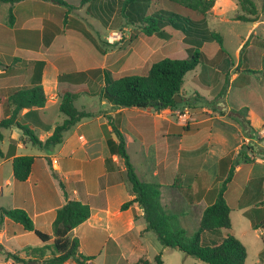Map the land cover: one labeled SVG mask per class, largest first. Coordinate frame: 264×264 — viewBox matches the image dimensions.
I'll return each instance as SVG.
<instances>
[{
    "label": "crops",
    "instance_id": "1",
    "mask_svg": "<svg viewBox=\"0 0 264 264\" xmlns=\"http://www.w3.org/2000/svg\"><path fill=\"white\" fill-rule=\"evenodd\" d=\"M221 1L224 0H215L212 8L219 7ZM111 3L112 0H89L83 4L78 0H22L10 6L0 1V117L9 115L5 100L14 90L39 82L45 93V105L23 108L16 120L33 129L44 141L65 118L58 108L57 92L58 76L64 73L77 75L78 98L86 93L98 99L97 106L80 108L92 112L93 116L71 126L63 133L62 141L50 149L22 142V131L17 125L1 129L0 149L4 156L0 158V208H23L36 229L52 235L56 209L68 200H80L89 205L90 216L70 234L79 241L78 252L89 256L88 264H136L139 259L152 260L147 244L153 241V232L147 230L143 209L137 203L127 209L120 208L134 195L128 189L123 159L109 154L107 138L118 141L109 116L123 134L135 171L142 179L161 184V203L178 224L192 221L198 227L203 210L214 202L218 187L231 167L233 175L224 194L230 208L231 204L238 208L244 202L249 183L257 179L260 185L264 178L255 174L256 163L242 164L236 159L242 144L236 145L237 133L230 128L210 130L200 151L197 143L201 125L212 117H221L216 111V115H208L197 126L183 127L171 108L160 111L114 108L100 98L104 70L110 69L94 59L92 49L73 53L68 44L69 38L82 37L96 47L95 34L90 30L97 25L89 24L88 16L103 26L101 31L97 28L96 35L115 28L117 16L124 22L117 4L112 9ZM10 9L14 17L12 24L7 23ZM260 23L263 21L259 19L252 22L250 30H255ZM247 37L248 34L242 36V45L238 48L243 47ZM101 76L98 92L94 88L82 91L86 82L95 84L94 78ZM243 139L245 136L240 138L241 142ZM31 147L36 151L29 153ZM23 154L33 155L35 159L29 177L19 181L13 177L12 159ZM107 157H110L108 163ZM239 175L241 181L237 182ZM57 181L61 190L57 188ZM255 211V218L250 215L251 221L260 229L264 213L261 209ZM0 220L1 248L27 258L26 250L34 247L22 239L24 231L15 233L20 224L2 216L1 211ZM37 239L35 246L42 247L50 244L52 237L46 243ZM5 244L10 247H4ZM153 250L162 253L166 249L154 244ZM1 253L0 264H23ZM60 264L77 263L68 259Z\"/></svg>",
    "mask_w": 264,
    "mask_h": 264
},
{
    "label": "trees",
    "instance_id": "2",
    "mask_svg": "<svg viewBox=\"0 0 264 264\" xmlns=\"http://www.w3.org/2000/svg\"><path fill=\"white\" fill-rule=\"evenodd\" d=\"M0 1L12 6L22 0ZM78 1L79 4H83L89 0ZM236 1L241 13L237 14L235 19L246 22L258 20V7L254 0ZM115 3L119 15L124 19L123 24L138 28L144 35H155L165 40L166 44L162 47L164 57L152 62L145 73L139 72L138 69H130L117 74L105 69L100 98L111 103L114 108L134 107L154 111L173 109L178 104L174 96L181 93L185 75L208 60V56L202 50L205 42L216 40L223 51L220 35L209 28L207 21L215 0H112V9ZM13 20L10 9L7 23L12 24ZM58 82V108L65 118L55 125L52 134L42 141L33 129L16 120L23 108H40L45 105L43 87L37 82L33 86L14 90L6 98L9 115L0 117V142L3 139L1 129L17 125L22 131L20 136L22 142L41 149H50L62 141L63 133L71 126L84 117L93 116L92 112L75 106L76 74H60ZM110 118L109 116L118 141L107 138L109 154H116L123 159L128 189L134 195L132 199L123 202L120 208L127 209L133 203H137L143 209L147 230L154 233L164 249L179 250L184 255L206 264H245L247 252L244 244L232 234L223 236L221 233L222 228L231 227V208L224 194L232 178L233 167L229 169L227 177L218 187L214 202L203 210L197 229L189 233L162 205L161 184L144 180L137 174L130 162L123 134ZM239 155L247 158L242 152H239ZM3 156L4 153L0 149V158ZM34 159L33 155L14 156L13 177L19 181L26 180L31 173ZM106 161L108 163L110 157H107ZM51 171L54 172L52 167ZM0 211L2 216L20 224L23 229L32 231L42 242L46 243L52 237L48 245L28 248L27 258L5 252L0 246V251L4 252L7 259L12 258L23 264H60L68 259L77 264H88L89 256L78 252L79 241L70 234L73 228L90 216V207L87 203L68 200L57 208L52 221V235L36 229L31 217L23 208H0ZM261 224L264 225V221ZM258 227L254 225L255 229ZM206 232L218 237L219 240L209 242L204 236ZM161 256L162 253H157L151 261L139 259L136 264H163Z\"/></svg>",
    "mask_w": 264,
    "mask_h": 264
},
{
    "label": "rangeland",
    "instance_id": "3",
    "mask_svg": "<svg viewBox=\"0 0 264 264\" xmlns=\"http://www.w3.org/2000/svg\"><path fill=\"white\" fill-rule=\"evenodd\" d=\"M255 2L258 7V19L263 21L255 30H250L252 22L235 19V16L241 13L236 0H224L220 2L219 7L212 8L207 18L208 26L220 35L223 51L216 40L205 42L202 50L208 56V60L185 75L179 94L181 101L173 111L183 127L197 126L200 124L198 122L208 115L213 116L216 115L215 111L218 112L221 117H212L201 125L202 132L197 143L200 151H203L210 130L217 132L218 129L230 128L237 133L236 145H243V148L237 147L238 152L247 157L245 159L238 153L236 159L242 161V164L256 163L258 167L255 168V174L264 178V0ZM86 18L89 24L97 25L95 29L90 30L91 34H95L93 41L96 47L86 38H69L68 45L73 53L90 48L95 55L93 57H96L94 59H97L100 65L117 74L130 69H138L139 72L145 73L152 62L164 57L162 52V47L166 44L164 39L155 35H144L138 28L122 24L119 16L115 28L100 35H96L95 32L98 31L100 24L93 19L90 20V16ZM247 34L243 47L238 48L242 45V36L245 37ZM94 79L95 84L86 82L82 91L94 88L98 92L102 86V76ZM76 99L75 104L79 109H89L90 105H98L97 97H90L86 93L80 94ZM210 110L212 112H209ZM182 114L184 116L181 117ZM229 125L234 127H228ZM242 136L246 138L243 142L240 140ZM31 148L33 149H30L29 153L36 151L35 147ZM231 154L230 151L229 158ZM240 175L236 179L237 182L241 181ZM261 183L259 185L257 179L249 183L240 207L236 208L231 204V227L221 229L223 236L232 234L244 244L247 252L245 264H264V226L260 225V229H255L251 221L255 218V209H261V213H264V182ZM57 188L61 190L58 181ZM229 194L230 191L228 196ZM180 225L189 233L197 229L196 222L192 221L188 224L180 222ZM14 231L16 234L18 231H24L25 236L22 239L31 247H36L38 239L33 233L23 230L20 225H17ZM151 234L153 241L146 242L152 258L157 253L153 250L154 244L160 246V243L155 235ZM204 236L209 242L219 240L208 232ZM5 245L4 247H10ZM161 257L163 264H206L175 249L164 250ZM2 258L3 254L0 252V259Z\"/></svg>",
    "mask_w": 264,
    "mask_h": 264
},
{
    "label": "water",
    "instance_id": "4",
    "mask_svg": "<svg viewBox=\"0 0 264 264\" xmlns=\"http://www.w3.org/2000/svg\"><path fill=\"white\" fill-rule=\"evenodd\" d=\"M174 100H175L177 103H179V102L181 101V98L179 97V94H176V95L174 96Z\"/></svg>",
    "mask_w": 264,
    "mask_h": 264
},
{
    "label": "built area",
    "instance_id": "5",
    "mask_svg": "<svg viewBox=\"0 0 264 264\" xmlns=\"http://www.w3.org/2000/svg\"><path fill=\"white\" fill-rule=\"evenodd\" d=\"M184 116V114L181 115V117ZM179 117H180V113H179ZM179 120V119H178Z\"/></svg>",
    "mask_w": 264,
    "mask_h": 264
}]
</instances>
